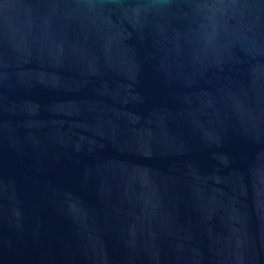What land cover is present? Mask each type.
I'll use <instances>...</instances> for the list:
<instances>
[{"label": "water", "instance_id": "1", "mask_svg": "<svg viewBox=\"0 0 264 264\" xmlns=\"http://www.w3.org/2000/svg\"><path fill=\"white\" fill-rule=\"evenodd\" d=\"M0 264H264V0H0Z\"/></svg>", "mask_w": 264, "mask_h": 264}]
</instances>
